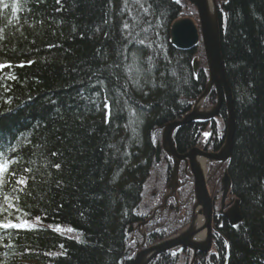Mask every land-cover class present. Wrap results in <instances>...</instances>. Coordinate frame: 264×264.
<instances>
[{"label": "trees", "instance_id": "1", "mask_svg": "<svg viewBox=\"0 0 264 264\" xmlns=\"http://www.w3.org/2000/svg\"><path fill=\"white\" fill-rule=\"evenodd\" d=\"M218 2L235 121L225 169L241 220L200 264H264V0ZM180 11L173 0H0V264L131 263L153 132L205 86L192 52L169 44ZM199 137L188 123L174 145ZM158 226L148 245L176 230L173 216ZM176 258L148 264L189 254Z\"/></svg>", "mask_w": 264, "mask_h": 264}, {"label": "water", "instance_id": "2", "mask_svg": "<svg viewBox=\"0 0 264 264\" xmlns=\"http://www.w3.org/2000/svg\"><path fill=\"white\" fill-rule=\"evenodd\" d=\"M194 4L198 15L200 34L208 71L205 90L197 100L199 102V100L203 99L208 89L214 85L217 91V101L212 108L201 112L194 106L193 109L180 120H175L164 125L161 136L162 147L168 155L177 160L188 158L190 161L191 172L194 177L193 215L191 222L179 232L164 240L137 250L130 264H147L156 255L173 247H178V250L189 248L193 251V254H195L197 250L202 252L208 251L211 245V200L206 190L203 170L200 168L197 158L195 157L197 151L195 148H192L188 153L180 155L174 148L172 133L176 127L184 125L194 119L206 120L216 116L223 97L226 111L223 145L217 153L201 152L200 154L204 159L225 161L230 156L235 121L233 115L232 92L223 68L220 48V23L215 0H194ZM197 41V28L190 18L185 17L171 23L169 27V43L173 47L179 50H189L197 44ZM238 203V200L235 201L226 214L230 225L236 224L241 218ZM195 213L203 215V224L201 223L198 226L195 225ZM130 229L131 226L129 227V230ZM204 229L206 230L204 238L197 240L195 235L202 232ZM143 244L144 242H142V245Z\"/></svg>", "mask_w": 264, "mask_h": 264}, {"label": "flooded vegetation", "instance_id": "3", "mask_svg": "<svg viewBox=\"0 0 264 264\" xmlns=\"http://www.w3.org/2000/svg\"><path fill=\"white\" fill-rule=\"evenodd\" d=\"M215 95H216L215 90L213 88H211L209 93H208L209 97L207 96V100L212 101L214 99ZM207 126H209V125H205V128ZM199 127L201 128L202 126H199ZM203 128H204V126H203ZM216 141H217V139L214 137V134L211 133V134H209V136L204 141H201V139L199 137L198 142L195 143V146L200 147L204 150L212 151V150L216 149V147H217V146L215 147ZM163 158H165V157H163ZM165 162L167 164V168L169 167V169H170L169 162L166 159H165ZM223 165L224 164H219L220 168H222ZM169 169H167V171L161 169V172H163L161 177L164 180L165 179L166 180L171 179V172ZM179 170H180V166H179ZM217 173H218V171L215 172L214 177L217 175ZM214 184L215 185H213V186L207 184L208 189H209L210 193L212 194V198H213V204H212L213 211H212V224H211V229H212V236H211L212 241H211V243H212V246L209 249V251L201 252V251L197 250L194 257H193L192 250H190L188 248L183 249L182 251H180L178 254L176 253L175 255H171V253L173 254L176 251L175 249L166 252L168 255H171L174 258H176V256H178V257L181 256L183 258V256L185 254H189L188 261L183 258V264H200V262L202 261L203 258H204V260H209V258L211 256H214L216 254L215 244H216L217 237H219V235H220V230H221L220 228L222 227V225L224 223H228L225 220V218L223 217V212L230 206L231 201H232V197H230V194L227 191L228 184L226 185V187L222 186L219 188V181L216 178H214ZM158 187H159V185L157 186L156 191L153 192L154 197H151L152 200H157L156 194L159 191ZM180 206L182 208L181 210H183L185 208V204L179 203L178 206L176 204H174L173 199L171 197H168L166 200H164L163 197H161L159 199V201L155 202L153 208L151 209L150 214H145V217L143 219L141 218L142 216H140L141 219L135 223L134 232H136L138 235L136 236L135 240L133 241L134 243L132 246L131 253L133 252V250H135L136 248L139 247L141 240L138 241V239H139V236H142L141 235L142 232L144 233L145 239H146V237L149 236L150 234L156 233L157 231H159L161 228L158 225H160V223H162L165 218L169 217V214L172 211L177 213V211H179V209H180ZM188 211H189V209H188ZM179 214H182V218H179V216H177L178 219H176V223L181 225L182 223H184L188 219H186L187 214L185 215V211H182ZM156 222H159V223L156 224ZM174 224H175V222H174ZM136 227H137V229H136ZM143 229H144V231H143ZM176 260H177V258H176Z\"/></svg>", "mask_w": 264, "mask_h": 264}, {"label": "rangeland", "instance_id": "4", "mask_svg": "<svg viewBox=\"0 0 264 264\" xmlns=\"http://www.w3.org/2000/svg\"><path fill=\"white\" fill-rule=\"evenodd\" d=\"M192 9H194L193 6L190 5V7H188V5H187L186 8H185V14L184 15H189L190 17H192L194 19L196 17V15H195V12ZM201 50H202L201 49V45H199L198 48L196 49L195 53H196L197 58L202 60L203 59V53H201ZM203 103H204V100H203ZM203 103H201L200 105L203 106ZM210 107H207V109L210 108ZM203 108L206 109L204 106H203ZM197 109H201V108L198 107ZM218 120L221 122L220 118L216 119V122ZM220 125H221V123H220ZM211 128H213V127H211ZM210 130H212V129H210V128L208 129V127L205 129V131L203 132V135L201 136V141H204L209 136V134L212 133V131L209 132ZM213 166L214 165H212V167L209 168V173H207V177L208 176L210 177V179L208 180V184L211 185V186L215 185L214 184V178H215L214 174L216 172V169L214 170ZM162 174H163V172H161L160 166H154L152 168L149 176L146 178V180L144 182V185H143V198H142V204H141L140 212L141 211H142V213H150L151 212L152 208H148V207L151 206V200H152L151 197H154L153 192H155V189H157V186L159 185V183H163V187H161L159 189V191H158V196L159 197H162L164 195L163 193L168 191V189L165 190V187H164L165 181L163 180V182H162V179H163L161 177ZM191 180H192L191 177H189V181H191ZM190 186H191V184H190ZM184 190H189V188L188 187H183L181 189V193L182 192L184 193ZM183 193H182V199H183ZM181 209L182 208L179 209L180 211L178 213H181L183 211ZM185 211L188 212V208H185ZM180 218H182V216ZM174 222H176V219L174 220ZM24 223H28L29 224V223H34V222L26 221ZM186 224L187 223H185V225ZM48 226L51 227V225H48ZM52 227L54 229H56L58 232L62 233V234H66L68 236H71V237H74V238H77V239L79 238V235L76 234L69 226H59V225L53 226L52 225ZM131 236H133V235H131ZM130 240H131V237H130L129 241Z\"/></svg>", "mask_w": 264, "mask_h": 264}, {"label": "bare ground", "instance_id": "5", "mask_svg": "<svg viewBox=\"0 0 264 264\" xmlns=\"http://www.w3.org/2000/svg\"><path fill=\"white\" fill-rule=\"evenodd\" d=\"M210 8H211V5H210ZM197 161H198L200 167H202L203 166V159H197ZM194 222L196 223L195 224L196 226H198V225H200L202 223V218L199 217L196 213L194 215ZM195 236H196V239L197 240H201L203 238V233L202 232H199Z\"/></svg>", "mask_w": 264, "mask_h": 264}, {"label": "snow or ice", "instance_id": "6", "mask_svg": "<svg viewBox=\"0 0 264 264\" xmlns=\"http://www.w3.org/2000/svg\"><path fill=\"white\" fill-rule=\"evenodd\" d=\"M8 5H4V7H7ZM0 67H4L3 65H0ZM57 167H59V165H57ZM0 227H4V228H8V227H10V225L9 226H5V225H0Z\"/></svg>", "mask_w": 264, "mask_h": 264}]
</instances>
